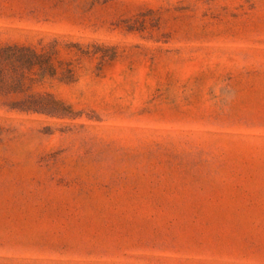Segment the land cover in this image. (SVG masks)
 I'll list each match as a JSON object with an SVG mask.
<instances>
[{"label":"rangeland","instance_id":"374dc122","mask_svg":"<svg viewBox=\"0 0 264 264\" xmlns=\"http://www.w3.org/2000/svg\"><path fill=\"white\" fill-rule=\"evenodd\" d=\"M0 264H264V0H0Z\"/></svg>","mask_w":264,"mask_h":264}]
</instances>
